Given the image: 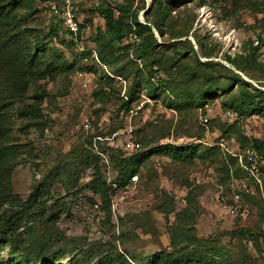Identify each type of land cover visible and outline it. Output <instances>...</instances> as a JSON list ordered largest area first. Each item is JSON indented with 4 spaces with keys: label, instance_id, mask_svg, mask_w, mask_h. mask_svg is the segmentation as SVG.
Here are the masks:
<instances>
[{
    "label": "rangeland",
    "instance_id": "1",
    "mask_svg": "<svg viewBox=\"0 0 264 264\" xmlns=\"http://www.w3.org/2000/svg\"><path fill=\"white\" fill-rule=\"evenodd\" d=\"M100 2L116 14L138 10L160 44L140 51L146 31L110 47ZM32 3L29 16L21 8V38H9L6 49L23 53L39 42L44 59L61 56L72 66L35 79H0L8 104L0 110V220L17 226L2 241L0 259L50 261L55 252L53 264L151 260L172 250L171 225L192 187L202 210L196 233L225 250L213 264H264V159L262 183L244 166L252 140L264 138V0H78L82 31L73 45L48 35L60 21L47 0ZM9 24H0V37L3 28L13 34ZM208 87L217 93L206 103L176 105L177 95ZM247 92L260 104L236 112ZM34 103L40 117H33ZM188 143L202 144L199 157L178 161L154 150ZM147 150L121 185L113 158ZM97 167L110 202L88 185Z\"/></svg>",
    "mask_w": 264,
    "mask_h": 264
},
{
    "label": "trees",
    "instance_id": "2",
    "mask_svg": "<svg viewBox=\"0 0 264 264\" xmlns=\"http://www.w3.org/2000/svg\"><path fill=\"white\" fill-rule=\"evenodd\" d=\"M33 0H0V24L10 25L12 23L13 34L9 35L11 29L3 28L2 36L0 37V79H13L6 82H15L22 74H29L33 79L37 77H44L48 74H52L57 67H71L66 59L61 56L54 57L51 60H46L39 54L44 51L45 45L36 42V49L31 50L29 45L25 48V51L21 53V49L15 47L13 49H6V45L9 38L14 37L15 39L21 38V27L19 17L21 14V8H26L30 12L27 13L29 16L33 11ZM99 14L103 17L106 25V40L110 47H117L116 45L122 42L130 34H134L137 37H143L146 31H150V38L143 39L140 43V51L143 53L148 52L153 47L159 45V41L155 38L153 31L148 23H144L139 18L138 10L133 11L132 14H116L114 8L107 4V2H100L97 6ZM131 7V6H128ZM25 18H27L25 16ZM19 26V28H18ZM82 30V24H81ZM66 33L60 22L57 24L50 25L48 35L58 38L68 45L75 44L72 38L64 36ZM67 34V33H66ZM81 36V33L80 35ZM10 43V42H9ZM18 44H22L18 42ZM28 44V43H27ZM257 48V47H255ZM44 54V53H43ZM99 59L103 65L108 67L109 60L103 52H99ZM230 60L233 58L229 57ZM1 81V80H0ZM5 82V81H4ZM163 83V80H162ZM2 85V82H0ZM225 84L221 85L223 88ZM220 88V89H221ZM229 88H224L227 91ZM153 95H156L158 86L151 83L148 88ZM138 90H129L128 94L131 97L136 95ZM0 110L6 109L8 104L2 97L3 89L0 88ZM217 93L215 87H208L193 95H177V106L181 107L187 105L189 100L191 102H197L204 104L207 101V97H210ZM37 98H41V95L37 94ZM24 101V98L22 99ZM130 102L128 101L127 104ZM260 103L258 100H254L253 96L247 92L235 103L234 108L236 112L242 113L248 109L251 105L258 106ZM38 106L32 104L33 117H40V112L37 111ZM202 144L188 143L184 145L176 144H160L154 147V150L164 153L173 160L187 161L195 157H199L201 154ZM251 149L255 150L261 159H264V138H254L250 146ZM149 150L143 152H136L129 156L115 157V167L119 170L118 180L121 185L125 184V181L134 176L139 170L141 162L149 154ZM90 188L102 195L103 200L110 202V193L108 192V186L106 180L102 176L101 169L97 167L94 172V178L88 184ZM191 187V184H188ZM40 190V188L38 189ZM197 194L191 187L187 197L188 202L186 206L176 214L175 222L171 225V246L170 252H161L159 255L153 256L151 260L139 259L136 257L131 258L136 264H213L214 261L218 262V259L223 257L225 252L223 246L213 245L208 241V238L201 237L196 233V219L201 213V206L197 200ZM163 212H172L173 208L161 207ZM2 213V212H1ZM1 217V216H0ZM16 223L10 221L7 217H3L0 220V250L2 241H7L8 232L17 229ZM242 233H246L249 230H240ZM53 254V259L50 261L43 260L39 257L28 258L27 256L16 264H53L58 259ZM0 264H13L5 262L0 259ZM95 264H100L98 261ZM126 264H133L129 260Z\"/></svg>",
    "mask_w": 264,
    "mask_h": 264
},
{
    "label": "built area",
    "instance_id": "3",
    "mask_svg": "<svg viewBox=\"0 0 264 264\" xmlns=\"http://www.w3.org/2000/svg\"><path fill=\"white\" fill-rule=\"evenodd\" d=\"M78 0H47L51 15L58 17L62 29L70 35L73 40L77 41L81 33V20L77 14V3ZM127 147H135L134 142L127 141ZM259 156L255 150H251L245 159V168L248 173L258 183H262L260 176L259 167ZM250 189L247 188L246 191ZM234 200L239 201L242 198V191L237 190L234 195ZM234 211V210H233Z\"/></svg>",
    "mask_w": 264,
    "mask_h": 264
}]
</instances>
